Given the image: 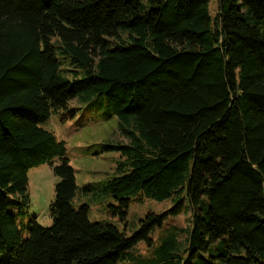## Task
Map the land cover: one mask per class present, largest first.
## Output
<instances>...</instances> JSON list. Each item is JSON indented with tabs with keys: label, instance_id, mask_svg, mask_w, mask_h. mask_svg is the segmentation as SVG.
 <instances>
[{
	"label": "trees",
	"instance_id": "1",
	"mask_svg": "<svg viewBox=\"0 0 264 264\" xmlns=\"http://www.w3.org/2000/svg\"><path fill=\"white\" fill-rule=\"evenodd\" d=\"M209 1L0 0V264H264V0ZM77 96L104 98L123 138L90 191L40 126ZM44 162L47 225L27 194ZM103 197L121 220L134 201L171 205L127 234L90 219Z\"/></svg>",
	"mask_w": 264,
	"mask_h": 264
},
{
	"label": "rangeland",
	"instance_id": "2",
	"mask_svg": "<svg viewBox=\"0 0 264 264\" xmlns=\"http://www.w3.org/2000/svg\"><path fill=\"white\" fill-rule=\"evenodd\" d=\"M209 11L213 15L216 11L217 0L209 1ZM62 65L67 66L64 62ZM72 74V72H69ZM77 108V109H76ZM75 112L70 114L69 110ZM44 129L51 131L58 141H63L65 147L64 157L72 166L77 184V190L90 191L102 182L107 175L111 176L119 153L103 148L107 142L123 141L120 130V122L116 115L110 114L104 98L90 100L75 97L68 101L67 108L53 110L49 117L40 123ZM53 163L58 164V156L53 157ZM27 194L28 211L35 215L38 223L47 225L51 222L50 203L54 198V184L57 180L48 162L32 166L27 170ZM79 191L76 193L78 196ZM89 203V217L93 220L107 221L122 228L127 234H131L138 228V221L147 212H161L166 210L171 201L168 199L155 200L144 198L130 204L127 216L121 220L119 216L108 214L107 203L109 198H101L100 201L92 200ZM113 201V200H112ZM113 203H115L113 201ZM96 218V219H95ZM189 215L179 214L167 218L168 224L177 227L188 225ZM160 229H155L151 236H159ZM135 247L141 253L147 254L152 246L145 242H138Z\"/></svg>",
	"mask_w": 264,
	"mask_h": 264
}]
</instances>
